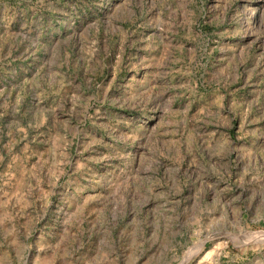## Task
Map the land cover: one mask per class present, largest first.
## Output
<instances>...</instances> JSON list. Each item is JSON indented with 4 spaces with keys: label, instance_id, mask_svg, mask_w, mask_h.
Masks as SVG:
<instances>
[{
    "label": "rangeland",
    "instance_id": "rangeland-1",
    "mask_svg": "<svg viewBox=\"0 0 264 264\" xmlns=\"http://www.w3.org/2000/svg\"><path fill=\"white\" fill-rule=\"evenodd\" d=\"M0 264H264V0H0Z\"/></svg>",
    "mask_w": 264,
    "mask_h": 264
}]
</instances>
